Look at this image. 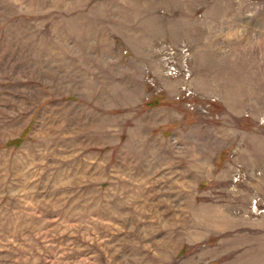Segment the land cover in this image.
Instances as JSON below:
<instances>
[{"label": "rangeland", "instance_id": "rangeland-1", "mask_svg": "<svg viewBox=\"0 0 264 264\" xmlns=\"http://www.w3.org/2000/svg\"><path fill=\"white\" fill-rule=\"evenodd\" d=\"M0 264H264V0H0Z\"/></svg>", "mask_w": 264, "mask_h": 264}, {"label": "built area", "instance_id": "built-area-1", "mask_svg": "<svg viewBox=\"0 0 264 264\" xmlns=\"http://www.w3.org/2000/svg\"><path fill=\"white\" fill-rule=\"evenodd\" d=\"M183 51V50H182ZM177 72V68L174 65H171L169 67V73L173 74ZM184 74L187 76L189 74L188 70L184 69ZM184 91L187 95H189L191 93L190 89L188 87H184Z\"/></svg>", "mask_w": 264, "mask_h": 264}]
</instances>
